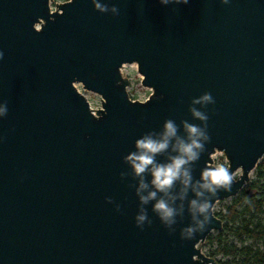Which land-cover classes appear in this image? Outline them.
<instances>
[{"label":"water","instance_id":"1","mask_svg":"<svg viewBox=\"0 0 264 264\" xmlns=\"http://www.w3.org/2000/svg\"><path fill=\"white\" fill-rule=\"evenodd\" d=\"M0 0V264H220L200 245L223 221L264 158V0ZM137 64L146 100H132L125 65ZM102 97L93 110L82 90ZM209 92L207 151L194 175L223 153L234 175L208 228L170 234L124 181L135 139L166 119L198 124L188 108ZM121 204L117 212L106 198Z\"/></svg>","mask_w":264,"mask_h":264},{"label":"clouds","instance_id":"2","mask_svg":"<svg viewBox=\"0 0 264 264\" xmlns=\"http://www.w3.org/2000/svg\"><path fill=\"white\" fill-rule=\"evenodd\" d=\"M91 2L102 14H118L117 7L109 6L104 0ZM159 3L187 5L189 0H159ZM220 3L228 5L230 0H220ZM3 59L4 52L0 50V60ZM214 103L209 92L193 98L188 111L198 124L188 120L177 124L173 119H166L158 131H147L135 139L132 150L123 157L126 170L120 173V179L131 177L134 181L128 188L134 191L138 201L134 223L141 231L152 224L150 206L151 213L170 234L177 231L178 223L187 213L190 222L179 229V235L181 239L191 240L210 225L213 205L220 192H231L234 175L224 163L207 162L198 177L194 175V166L211 140L207 106ZM7 112V102H0V119ZM106 203L121 211V204L112 198H106Z\"/></svg>","mask_w":264,"mask_h":264},{"label":"trees","instance_id":"3","mask_svg":"<svg viewBox=\"0 0 264 264\" xmlns=\"http://www.w3.org/2000/svg\"><path fill=\"white\" fill-rule=\"evenodd\" d=\"M135 100V99H132ZM255 179L236 196L234 204L228 208L227 212H214L215 216L220 218L224 223L223 231L217 234L216 238L211 237L212 242H216L217 249L211 252L212 258L223 254L226 257L241 256L242 260L233 258L232 260H218L220 264H264V249L254 250L250 247L237 248L235 246H226L223 243V237L229 234L238 236H248L253 239L264 241V223L261 215L264 214V158L259 162L253 172ZM244 208L243 213L248 214L249 218H244L241 226L233 229L229 226L228 221H233L239 215L238 207Z\"/></svg>","mask_w":264,"mask_h":264},{"label":"rangeland","instance_id":"4","mask_svg":"<svg viewBox=\"0 0 264 264\" xmlns=\"http://www.w3.org/2000/svg\"><path fill=\"white\" fill-rule=\"evenodd\" d=\"M70 0H53L51 3V9L52 11H55L57 9V5L67 2ZM122 74L123 76L127 77L129 79L130 85L128 87V93L131 99L135 100H146L148 99L151 94L152 90L149 88H146L142 85V76L138 72V65L137 64H129L125 65L122 68ZM79 88L82 90L83 94L85 95L86 99L90 103V106L93 110H99L102 108V97L96 93H92L89 91H86L82 85L77 84ZM213 164L216 163H224L228 167V161L223 153H216L212 156ZM255 179V175L252 173L250 177V181ZM237 197H232L229 199H223L216 203L214 207V212H222L225 214L229 207H231ZM238 211L240 212L238 216L235 217L233 221H228L229 226L233 229H236L238 226H241L243 223L244 218L248 219L249 215L243 213L244 208L242 206L238 207ZM261 220L264 223V214L261 215ZM220 233L219 231L212 232L206 241L200 245V248L203 252L208 254L210 256L211 252L215 251L217 249L216 242L211 241V237L216 238L217 234ZM223 243L226 246H235L237 248H245L250 247L254 250L257 249H264V241L253 239L248 236H238L237 234H229L227 236L223 237ZM233 258H236L237 260H242L243 258L240 256L236 257H226L223 254L217 255L218 260H232Z\"/></svg>","mask_w":264,"mask_h":264}]
</instances>
